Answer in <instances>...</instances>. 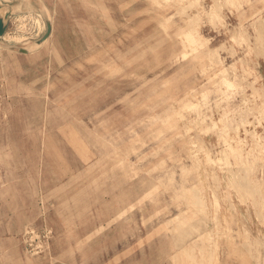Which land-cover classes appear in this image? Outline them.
<instances>
[{"label":"rangeland","instance_id":"374dc122","mask_svg":"<svg viewBox=\"0 0 264 264\" xmlns=\"http://www.w3.org/2000/svg\"><path fill=\"white\" fill-rule=\"evenodd\" d=\"M215 1L7 0L0 264H264V0Z\"/></svg>","mask_w":264,"mask_h":264},{"label":"bare ground","instance_id":"6f19581e","mask_svg":"<svg viewBox=\"0 0 264 264\" xmlns=\"http://www.w3.org/2000/svg\"><path fill=\"white\" fill-rule=\"evenodd\" d=\"M192 2V1H191ZM190 2V3H191ZM216 2V8L215 7H213L212 8V10H215L216 11V13H218V14H223L222 13V8L221 7H223L222 6V4H224V3H222V2H220L219 0H217V1H215ZM3 3V2H2ZM222 3V4H221ZM235 4V5H238V3H240L239 1H234V0H229V4ZM228 4V5H229ZM241 4V3H240ZM226 5H227V3H226ZM226 5H224V6H226ZM242 5V4H241ZM190 6V5H189ZM6 7V8H5ZM45 7V6H44ZM237 7V6H236ZM240 7V6H239ZM189 8V7H188ZM229 9V8H228ZM4 10H5V12H4ZM42 10V12L41 13H38V15L36 16V17H34V19L36 20V22H37V24H38V28H39V30L42 32L43 30H46V28H47V23H46V21H45V16H47L48 18H50L51 19V21H53V17H52V14H51V12H50V10H49V8L48 7H46V8H43V9H41ZM4 12V13H3ZM199 12L200 11H198V14H199ZM3 13V14H2ZM6 13H9V15L10 14H12V13H16V12H13V8H12V6L11 5H9V4H6V3H3L2 4V7L0 8V15H5ZM202 13V12H201ZM208 13V16H210V17H212V15H211V11H208L207 12ZM16 14H18V16H19V19H20V22L23 24L24 22H23V20H24V15H22V14H20V12H18V13H16ZM196 14V13H195ZM14 15V14H13ZM26 15V14H25ZM191 18L190 19H188L191 23H193V24H196L197 26H198V28L200 27V20H199V16L198 15H189ZM12 17V16H11ZM193 17V18H192ZM201 17V16H200ZM187 20V21H188ZM8 21V19H6V22ZM10 22V21H9ZM25 25V24H24ZM9 26V25H8ZM19 26V25H18ZM10 27V26H9ZM9 27H7V30H6V32L2 35V37H1V40H0V50H7V51H9V52H17L16 50H12L11 48H9L10 46H23V45H20V44H22V42H24V41H26V40H31L32 39V41H30L29 42V44H28V46H23V47H25V48H27V49H29V51L30 52H34L36 49H38L40 46H42L43 44H45L48 40H49V38L48 39H46V40H44V41H39L38 40V38H34V37H28V36H25L24 34H21V33H18V34H11L10 32H9ZM23 27V26H22ZM21 29V28H20ZM11 31V30H10ZM38 33V32H37ZM38 35V34H37ZM36 35V36H37ZM261 38L259 37V39L258 40H260ZM234 40H235V38H234ZM264 41V40H263ZM262 40H261V42H263ZM249 43V42H248ZM259 43H260V41H259ZM263 47V46H262ZM264 49V48H263ZM183 55H186V52H184L183 53ZM263 118V117H262ZM264 120V119H263ZM252 122V121H251ZM242 126V125H241ZM254 127V126H253ZM236 129H238V128H236ZM246 129V128H245ZM244 129V130H245ZM231 130H233V129H231ZM228 132V131H227ZM226 132V134H228ZM237 132V131H236ZM246 132V131H245ZM239 133V132H238ZM255 133V132H254ZM224 135V134H223ZM239 135V134H238ZM255 135V134H254ZM219 137V136H218ZM227 137V136H226ZM255 138V137H254ZM262 138V137H261ZM231 139V138H230ZM232 140H235V142H240L242 139L238 136L237 138L234 136V137H232ZM257 140V139H256ZM223 141V140H222ZM226 141H227V146L229 147V152H228V150L226 151V152H228V154H226V155H233V156H236V157H238V158H241L242 156H243V151H244V149H243V147H241V148H238V147H235V146H233L232 145V143H230V141L228 140V139H226ZM258 141H260V140H258ZM195 143H196V141H195ZM245 143H247L246 142V140H245ZM257 144H258V146L257 147H259L260 146V142L258 143V142H256ZM255 143V144H256ZM256 144V145H257ZM220 145V144H219ZM226 145V144H225ZM194 146H196V145H194ZM197 148H199L198 146H197ZM197 148H195V149H197ZM225 148V147H224ZM200 149V148H199ZM198 149V150H199ZM203 149V148H202ZM201 149V150H202ZM250 149V148H249ZM193 150V149H192ZM200 150V151H201ZM221 150H222V148H221ZM253 150V149H252ZM204 151H205V149H204ZM207 151V150H206ZM220 151V150H219ZM225 152V153H226ZM205 153V152H204ZM207 153V152H206ZM210 153V152H209ZM220 153V152H219ZM253 153V152H252ZM195 154H197V152L195 153ZM249 154V153H248ZM193 156V155H192ZM195 157V156H194ZM193 157V158H194ZM210 157V160H209V162L212 160H215V159H211V156H209ZM206 158V157H205ZM215 158V157H214ZM224 158V156L222 155V158L221 159H223ZM200 159V158H199ZM208 159V158H207ZM244 159V158H243ZM198 160V159H197ZM217 160V159H216ZM226 160V159H225ZM224 160V162H225V164L224 165H226L227 164V166H228V163H226V161ZM245 160V159H244ZM250 160V159H249ZM255 160V159H254ZM211 161V162H212ZM218 162V161H217ZM213 163V162H212ZM216 163V162H215ZM252 163V162H251ZM206 164V163H205ZM214 164V163H213ZM218 164V163H217ZM219 164H220V162H219ZM246 164V163H245ZM248 164V163H247ZM257 164V163H256ZM214 166V165H213ZM247 166V165H246ZM253 166V165H252ZM215 167V166H214ZM213 167V168H214ZM229 167V166H228ZM251 167V166H250ZM230 168V167H229ZM243 169L245 168L244 166L242 167ZM241 168V165H240V171H243V172H245V171H250V170H247L246 168V170H243ZM254 168V167H253ZM253 168H251V169H253ZM227 169V168H226ZM238 168L236 167V172H239V174L241 173L240 171H238L237 170ZM255 169H256V167H255ZM210 170V169H209ZM214 170H215V168H214ZM214 170H213V172H214ZM230 170H232V166H231V169ZM251 171H253V170H251ZM212 172V171H211ZM216 172V171H215ZM231 172V171H230ZM232 172H233V170H232ZM232 172H231V175H232ZM245 173H248V172H245ZM208 174V173H207ZM216 174V173H215ZM233 174L235 175V172H233ZM241 175V174H240ZM238 176V173H236V177L235 178H233V181H232V184L231 185H233V186H235L236 187V185H239V184H245V182L247 181L248 183H249V178L246 176V174H244V176H243V178L242 177H237ZM242 176V175H241ZM218 177V176H217ZM234 177V176H233ZM208 178V177H207ZM212 178V177H211ZM215 178H216V176H215ZM208 180V179H207ZM216 181H217V179H215ZM215 180H212L213 182L215 181ZM228 180H229V178H228ZM262 180V179H261ZM241 181V182H240ZM243 181V182H242ZM229 182H231V181H229ZM246 182V183H247ZM217 183V182H216ZM218 183H219V181H218ZM247 183V185H250V184H248ZM210 184V183H209ZM214 185V184H213ZM218 185V184H217ZM247 185L245 186V185H240V186H242V189L243 190H245V187H247ZM216 186V185H215ZM238 187V186H237ZM236 187V188H237ZM251 187V186H250ZM193 188V187H192ZM213 188V187H212ZM217 188H220L219 187V185H218V187ZM234 188V187H233ZM258 188V187H257ZM238 189V188H237ZM214 190V189H213ZM238 190H240V189H238ZM237 190V191H238ZM248 190H249V193L252 191V192H254L253 194H255V192L256 191H258V192H260V194H261V191H260V189L258 188L257 190L255 189V186H252L251 188H248L247 189V192H248ZM200 192V191H199ZM214 192V191H213ZM245 192V191H244ZM241 193V192H240ZM238 195H240L239 194V192L237 193ZM252 194V193H251ZM252 194V195H253ZM259 194V193H258ZM241 195L243 196V194L241 193ZM248 195H250V194H248ZM195 196V199H194V202L193 203H197L198 205H203V209H207V204H206V201H205V198L203 197V195H201V194H199L198 193V191L196 192V194L194 195ZM255 198H253V199H256V196L255 195H253ZM260 196V195H259ZM241 197V196H240ZM247 197V196H246ZM251 197V196H250ZM214 198H215V194H214ZM242 198V197H241ZM260 198V197H259ZM230 199V198H229ZM228 199V200H229ZM244 199V198H243ZM242 199V200H243ZM261 199V198H260ZM259 199V202H258V199L256 200V204H261V202H262V199L260 200ZM242 200H240V201H242ZM214 201H215V203H216V206H220V201H219V199L216 197V200L214 199ZM254 201V200H253ZM243 202V201H242ZM241 202V203H242ZM255 202V201H254ZM263 202H264V200H263ZM231 204V203H230ZM232 205V204H231ZM262 205V204H261ZM260 205V206H261ZM216 206H215V208H216ZM255 206V205H254ZM258 206V205H257ZM202 207V206H201ZM232 207H233V205H232ZM235 207V206H234ZM262 207V206H261ZM255 208V207H254ZM263 208H264V206H263ZM234 209V208H233ZM202 210V209H201ZM216 210H218V209H216ZM259 211V210H258ZM195 213V212H194ZM256 213V212H255ZM217 214V213H216ZM242 214V213H241ZM258 216H259V219L262 217L261 215H260V212L257 214ZM256 215V216H257ZM217 216V215H216ZM224 217V216H223ZM215 218V217H214ZM245 218V217H244ZM263 218V217H262ZM214 220H216V219H214ZM218 220V219H217ZM231 220H233V219H231ZM227 221V220H226ZM217 222V221H216ZM215 222V223H216ZM218 223V222H217ZM215 227H216V225H215ZM229 230V229H228ZM218 232V231H217ZM227 232V231H226ZM248 232V231H247ZM236 233H237V231H236ZM238 233H239V231H238ZM246 233V232H245ZM250 233V232H249ZM210 234V233H209ZM240 234V233H239ZM247 234V233H246ZM252 234V233H251ZM224 235V234H223ZM242 234H240V236H241ZM264 235V234H263ZM239 236V235H238ZM242 237V236H241ZM245 238V237H244ZM264 238V237H263ZM199 241H200V239H199ZM212 241H213V239H212ZM215 241H217V239L215 240ZM202 242V241H201ZM210 242V241H209ZM263 242V241H262ZM264 243V242H263ZM242 245V244H241ZM190 247V246H189ZM211 247V246H210ZM209 247V248H210ZM232 247H234L233 245H232ZM192 248H194V247H192ZM184 249H185V247H184ZM190 249V248H189ZM195 250V249H194ZM188 251V250H187ZM201 251V250H200ZM189 252L190 253H192L193 251L191 250H189ZM188 252V253H189ZM215 252V251H214ZM252 252V251H251ZM188 255V254H187ZM190 255H192V254H190ZM189 255V256H190ZM195 255V254H194ZM193 255V256H194ZM212 255V254H211ZM193 256H190V257H193ZM187 257V256H186ZM212 258V257H211ZM259 258V257H258ZM192 261H193V258L191 259ZM211 260V259H210ZM257 263V262H256Z\"/></svg>","mask_w":264,"mask_h":264},{"label":"water","instance_id":"95a60500","mask_svg":"<svg viewBox=\"0 0 264 264\" xmlns=\"http://www.w3.org/2000/svg\"><path fill=\"white\" fill-rule=\"evenodd\" d=\"M2 2L0 1V8L2 7ZM10 15L9 13H6L4 16L0 15V40L2 35L6 32L7 27H8V21H9ZM6 19H8V21L6 22ZM45 21L47 23V28L46 30H44L43 34L38 38L39 41H44L46 39H48L51 34H52V30H53V23L51 21L50 18H48L47 16H45ZM9 48H11L12 50H16L17 52L20 53H29V49L23 47V46H10Z\"/></svg>","mask_w":264,"mask_h":264},{"label":"crops","instance_id":"0c3cea01","mask_svg":"<svg viewBox=\"0 0 264 264\" xmlns=\"http://www.w3.org/2000/svg\"><path fill=\"white\" fill-rule=\"evenodd\" d=\"M0 1L3 2V3L9 4V3L7 2V0H0ZM9 5H10V4H9ZM11 6H12V8H13V12H16V13L21 12L20 10L16 9L14 5H11ZM5 8H6V7H5ZM4 12H5V10H4ZM4 12H3V13H4ZM3 13H2V14H3ZM31 41H32V39H31ZM29 42H30V41H29ZM29 42H28V43H29ZM23 46H28V45H23Z\"/></svg>","mask_w":264,"mask_h":264}]
</instances>
